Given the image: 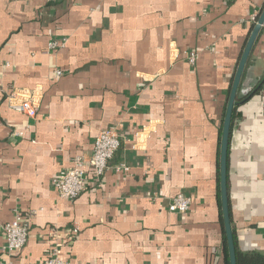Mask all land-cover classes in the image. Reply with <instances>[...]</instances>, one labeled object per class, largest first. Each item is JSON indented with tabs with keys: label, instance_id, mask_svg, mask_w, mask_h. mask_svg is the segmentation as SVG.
<instances>
[{
	"label": "crops",
	"instance_id": "0c3cea01",
	"mask_svg": "<svg viewBox=\"0 0 264 264\" xmlns=\"http://www.w3.org/2000/svg\"><path fill=\"white\" fill-rule=\"evenodd\" d=\"M263 9L264 0H0V87L39 105L29 118L0 96V262L41 264L60 237L70 264H228L221 129ZM262 81L239 105L228 171L238 248L264 254V27L238 98ZM107 129L121 147L106 174L89 170L81 196L62 199L55 178L74 157L90 160ZM180 193L190 210L171 212ZM30 210L27 245L3 254L1 226Z\"/></svg>",
	"mask_w": 264,
	"mask_h": 264
},
{
	"label": "built area",
	"instance_id": "2783aa9c",
	"mask_svg": "<svg viewBox=\"0 0 264 264\" xmlns=\"http://www.w3.org/2000/svg\"><path fill=\"white\" fill-rule=\"evenodd\" d=\"M254 23L258 22V17L253 18ZM53 49L59 47L58 43L51 46ZM191 64H196L197 55L191 53L189 56ZM57 75L61 76L62 71L58 70ZM8 96L10 108L19 113L26 115L29 118H36L39 105L35 101L34 96H30L27 92H18L10 89L4 90L0 87V96ZM121 147V138L116 130L101 131L95 141L93 155L90 160H86L84 156H76L72 159L71 166L63 170L54 180V187L62 199L76 200L85 191L86 177L88 171L91 170L93 175L100 179L108 168L109 163ZM117 171H129V168L122 164L118 166ZM191 198L185 194L175 196L170 205L169 210L175 213H186L190 210ZM38 215L37 210H30L27 213L20 211L15 212L14 219L3 224L2 230L6 236V244L1 249L2 253L8 256L15 255L25 248L29 239L30 221ZM79 228L76 226L70 230L71 235L75 238L79 234ZM59 231H55L58 234ZM65 240L60 237H55L52 241V246L47 254L46 259L41 264H70L63 258V248ZM0 264H5L0 262Z\"/></svg>",
	"mask_w": 264,
	"mask_h": 264
},
{
	"label": "water",
	"instance_id": "95a60500",
	"mask_svg": "<svg viewBox=\"0 0 264 264\" xmlns=\"http://www.w3.org/2000/svg\"><path fill=\"white\" fill-rule=\"evenodd\" d=\"M264 27V9L260 14L258 22L254 26L251 35L248 39L246 47L244 49L242 58L239 62L229 101L225 113V118L222 127V142H221V158H220V182H221V202H222V213L224 219V227L226 231L230 264H237V249L236 241L232 226L231 212H230V198L228 190V165H229V149L231 142L232 133V119L236 105L238 104V95L244 70L246 68L248 59L254 47V44L258 38L259 33ZM241 99V98H240Z\"/></svg>",
	"mask_w": 264,
	"mask_h": 264
},
{
	"label": "trees",
	"instance_id": "16d2710c",
	"mask_svg": "<svg viewBox=\"0 0 264 264\" xmlns=\"http://www.w3.org/2000/svg\"><path fill=\"white\" fill-rule=\"evenodd\" d=\"M262 86H263V81L249 96H247L244 99L239 98L237 100L238 104L235 107L233 119H232V130L234 128L235 120L239 116L238 109H239L240 103L246 102L253 94L259 93L262 89ZM230 92H231V89H230ZM230 92H229V95H230ZM221 137H222V129H221ZM219 158H220V156H219ZM228 169H229V165H228ZM218 181H219V206H220L221 222H222V227H223V244H224V250H225V254H226L228 264H230L229 263L230 257H229L228 243H227V237H226V231H225V227H224V219H223V213H222L220 161H219V179H218ZM228 190H229V198H230V212H231V216H232V200H231V186H230V182H229V171H228ZM235 232L236 231L234 230V236H235V241H236ZM236 249H237V264H264V254L259 253V252H246V253H244V252L239 250L237 243H236Z\"/></svg>",
	"mask_w": 264,
	"mask_h": 264
}]
</instances>
